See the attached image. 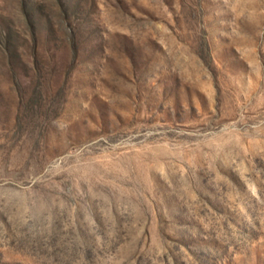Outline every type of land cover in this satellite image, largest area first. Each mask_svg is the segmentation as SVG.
Here are the masks:
<instances>
[{
  "label": "rangeland",
  "instance_id": "374dc122",
  "mask_svg": "<svg viewBox=\"0 0 264 264\" xmlns=\"http://www.w3.org/2000/svg\"><path fill=\"white\" fill-rule=\"evenodd\" d=\"M0 264H264V0H0Z\"/></svg>",
  "mask_w": 264,
  "mask_h": 264
}]
</instances>
